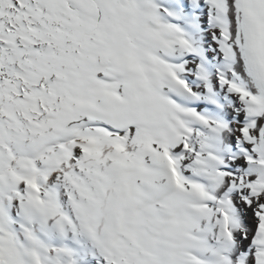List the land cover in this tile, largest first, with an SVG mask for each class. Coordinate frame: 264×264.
Returning a JSON list of instances; mask_svg holds the SVG:
<instances>
[{
	"label": "snow or ice",
	"instance_id": "snow-or-ice-1",
	"mask_svg": "<svg viewBox=\"0 0 264 264\" xmlns=\"http://www.w3.org/2000/svg\"><path fill=\"white\" fill-rule=\"evenodd\" d=\"M0 264H264V0H0Z\"/></svg>",
	"mask_w": 264,
	"mask_h": 264
}]
</instances>
